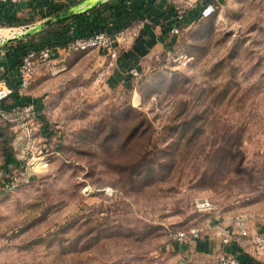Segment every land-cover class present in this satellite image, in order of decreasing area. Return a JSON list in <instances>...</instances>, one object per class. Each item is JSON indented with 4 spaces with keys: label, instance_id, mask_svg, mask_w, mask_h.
I'll return each instance as SVG.
<instances>
[{
    "label": "rangeland",
    "instance_id": "1",
    "mask_svg": "<svg viewBox=\"0 0 264 264\" xmlns=\"http://www.w3.org/2000/svg\"><path fill=\"white\" fill-rule=\"evenodd\" d=\"M204 1L176 0L170 12ZM212 1L210 16L157 45L118 47L111 66L100 48L62 53L11 97L31 106L36 151L6 169L0 143V179L32 171L0 193V264H218L216 236L173 240L206 219L263 257L224 217L244 212L251 229L264 226V0ZM39 36L9 49L41 47ZM1 131L20 153L19 123L0 120ZM199 198L214 211L197 212Z\"/></svg>",
    "mask_w": 264,
    "mask_h": 264
},
{
    "label": "built area",
    "instance_id": "2",
    "mask_svg": "<svg viewBox=\"0 0 264 264\" xmlns=\"http://www.w3.org/2000/svg\"><path fill=\"white\" fill-rule=\"evenodd\" d=\"M18 1L19 0H0V4H14ZM214 10L215 4L213 1L210 0L205 2L199 10V17H208L214 12ZM139 24V21L133 20L130 25L115 34L104 30H96L86 35L71 34L63 45V53L68 54L75 51H88L93 48H100L105 50L111 59V62L108 65L111 66L112 61L117 56L118 47L125 46L128 42L133 40L137 34ZM169 32L177 33L178 27L173 25L170 27ZM52 60V49L50 46L41 48L27 47L14 71L13 80H0V120L9 123L17 121L21 126V132L24 133V136L20 135V138H22V141L25 139L27 140V144L24 145L20 153L15 154L17 159H26L27 154L30 153V155H33L36 151L34 139L32 138L33 127L29 125L28 122V119H31L33 116V111L29 105L22 104L19 106L7 102V100L15 91H18L19 93L23 92L28 87L32 74H34L38 68L48 66ZM128 73L130 76H137L138 69L136 67H130L128 69ZM15 82L16 90H14L12 86ZM34 158H41L43 162H45L44 157L31 156L30 161L26 163L31 165ZM41 167H44V165ZM23 168V170L11 172L7 174L6 177L4 176L0 179V193L13 191L22 184L30 181L32 171L29 167ZM193 206L199 213L209 214L215 209L214 204L208 198L196 199ZM224 218L234 227L235 234L238 237L248 238L257 251L264 253V233L257 232L251 234L249 232V214L239 212ZM232 234L233 231H230L221 221L206 219L202 226L193 225L185 230L176 231L173 235V240L178 243L187 241L193 242L204 236H216L219 238L221 245L216 257L217 263L242 264L238 252L232 248V244L234 242Z\"/></svg>",
    "mask_w": 264,
    "mask_h": 264
},
{
    "label": "crops",
    "instance_id": "3",
    "mask_svg": "<svg viewBox=\"0 0 264 264\" xmlns=\"http://www.w3.org/2000/svg\"><path fill=\"white\" fill-rule=\"evenodd\" d=\"M175 1L176 0H19L14 4H0V26L21 28L26 25L36 24L49 18L47 15L51 11L50 8L58 9L62 6L64 9L61 12L70 11V13L63 18L74 16L73 19L67 21L66 26L62 30L75 26L77 31L89 33L103 28L110 30L115 25L124 24L130 20H136L140 22L137 34L132 41L125 45V49L128 46L129 48L127 51L123 52V55H128V53L133 54L137 52L139 50L138 45H142L144 42L157 45V42L159 43L161 40L164 41L166 37L164 33L166 23H164V21L168 18L165 11L167 10V5L169 4L168 9H170ZM1 23H9L12 24V26L1 25ZM55 38L56 35L54 32L39 36V44L41 43L43 47L51 44L50 47L52 49L53 59L60 57L63 53V46L57 44ZM24 39H30V37L21 38L20 42ZM26 49L27 47L25 48L23 46L15 47V51L14 49H9V42L0 45V80L3 79L4 76L7 77L8 81L13 80V72ZM116 64L119 67L123 66L121 60H118V62L116 61ZM16 93L17 91H15L13 95ZM11 97L7 102H11ZM249 232L251 234L257 232L264 233V226L257 228V230L254 228L251 229L249 226ZM235 244L238 245L236 242ZM238 249L242 251L241 245H238ZM253 258L254 257L249 256L252 264H264V254L263 257L258 256V259Z\"/></svg>",
    "mask_w": 264,
    "mask_h": 264
},
{
    "label": "trees",
    "instance_id": "4",
    "mask_svg": "<svg viewBox=\"0 0 264 264\" xmlns=\"http://www.w3.org/2000/svg\"><path fill=\"white\" fill-rule=\"evenodd\" d=\"M208 1H210V0H205L204 3L208 2ZM201 6L198 7V9H196L193 12V14H190L187 12H184V13H175L174 12V14H171L170 11H172V10H171V8L168 9L169 8V4H168L167 10L165 12L168 15V17L170 18L171 23H169L168 25L165 26V31L169 32V29L172 26L170 24L176 25L178 27V26L186 23L188 21V19L191 20V16H194L195 18H200L199 17V10H200ZM171 7L174 8V5H172ZM50 9H51V11L47 15L48 17H51L53 15H57L59 12H61L64 9V7L62 6L58 9H54V8H50ZM73 18H74V16L67 17V18H60V19L46 25L42 29H33L31 34L29 36H26V38L27 37L35 38L36 35H42V34L48 35V34H51L52 32H54V34L56 35L55 40H56L57 44L63 46L71 34L86 35V34L94 32V31H92V32L87 33V32L77 31L75 26L69 27L66 30H62L66 26L67 21H69L70 19H73ZM131 22H132V20H130L124 24L122 23L120 25H115L110 30H108L106 28L99 29V30H104V31H107L109 33L115 34L118 31H120V30L126 28L128 25H130ZM1 25L12 26V24H9V23H1ZM20 40L21 39H18L16 41L20 42ZM50 45H48V46H50ZM41 47H34V48H41ZM3 79H7V77L4 76ZM12 86H13L14 90H16V82L14 84H12ZM0 143H1V148H2V161H3L2 165H3V168L7 169L9 165H13V164H15V166H20V165L24 164L23 160L20 161L19 159L16 158L13 146L9 143V138L6 136L5 132H3V131L0 132ZM227 152L230 153L231 149H228ZM233 155H235V154H233ZM144 170H146V168ZM147 170H151V167H148ZM232 248H233V250L238 252L242 264H252L249 257L247 255H245L241 250L238 249V246L235 244V242H233Z\"/></svg>",
    "mask_w": 264,
    "mask_h": 264
},
{
    "label": "water",
    "instance_id": "5",
    "mask_svg": "<svg viewBox=\"0 0 264 264\" xmlns=\"http://www.w3.org/2000/svg\"><path fill=\"white\" fill-rule=\"evenodd\" d=\"M68 13H70V11H64V12H61L57 15L49 17L45 21H41V22L36 23V24L26 25L24 27H21V31L19 33L3 39L2 43L4 44L7 42H11L13 40L24 38V37L30 35L33 29H41V28L45 27L46 25H48V24H50V23H52V22H54L60 18L65 17L66 15H68Z\"/></svg>",
    "mask_w": 264,
    "mask_h": 264
},
{
    "label": "bare ground",
    "instance_id": "6",
    "mask_svg": "<svg viewBox=\"0 0 264 264\" xmlns=\"http://www.w3.org/2000/svg\"><path fill=\"white\" fill-rule=\"evenodd\" d=\"M21 31V28L17 27H3L0 28V40H3L7 37L13 36ZM33 166L37 169L40 168L41 166L45 165V162L41 158H34L32 161Z\"/></svg>",
    "mask_w": 264,
    "mask_h": 264
}]
</instances>
